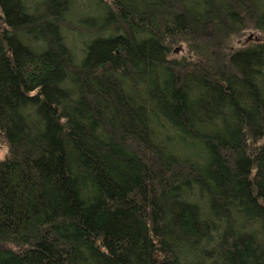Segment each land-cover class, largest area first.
<instances>
[{"label":"trees","instance_id":"trees-1","mask_svg":"<svg viewBox=\"0 0 264 264\" xmlns=\"http://www.w3.org/2000/svg\"><path fill=\"white\" fill-rule=\"evenodd\" d=\"M0 264H264V0H0Z\"/></svg>","mask_w":264,"mask_h":264},{"label":"rangeland","instance_id":"rangeland-1","mask_svg":"<svg viewBox=\"0 0 264 264\" xmlns=\"http://www.w3.org/2000/svg\"><path fill=\"white\" fill-rule=\"evenodd\" d=\"M88 6H89V8H88L87 11H86L87 15H89V17H91V15H95V16H97V14L99 13V11H98V10H94V9L91 7L90 4H89ZM89 17H88V18H89ZM251 37H252L251 35H247V38L245 39V41H247V40L250 39ZM181 49H182V45H175L174 48H173V53H174V54H175V53L178 54V52H180Z\"/></svg>","mask_w":264,"mask_h":264}]
</instances>
